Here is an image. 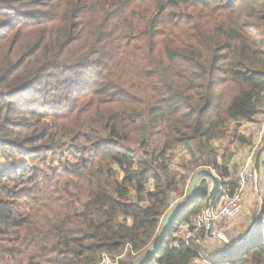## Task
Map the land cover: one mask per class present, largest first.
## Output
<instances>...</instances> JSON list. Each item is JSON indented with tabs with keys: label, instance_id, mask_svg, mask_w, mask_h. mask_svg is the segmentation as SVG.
Wrapping results in <instances>:
<instances>
[{
	"label": "trees",
	"instance_id": "obj_1",
	"mask_svg": "<svg viewBox=\"0 0 264 264\" xmlns=\"http://www.w3.org/2000/svg\"><path fill=\"white\" fill-rule=\"evenodd\" d=\"M263 111L264 0H0V264H139L197 170L234 195ZM210 192L148 264H264V207L218 257L181 240Z\"/></svg>",
	"mask_w": 264,
	"mask_h": 264
},
{
	"label": "rangeland",
	"instance_id": "obj_2",
	"mask_svg": "<svg viewBox=\"0 0 264 264\" xmlns=\"http://www.w3.org/2000/svg\"><path fill=\"white\" fill-rule=\"evenodd\" d=\"M22 97H23V99H29V100L36 99L35 98L36 96H34L31 93H25V94H23ZM248 124H250V125H248L249 128L247 127V123L243 124L242 133H244V135L247 137L249 144H252V145L251 146H249V144H248V146L236 145V147L234 148L235 153H236V158L234 159V161H232V164L230 165L231 178L229 180H226V181H230V182H235L236 184L238 181V176L241 173L243 167L245 166V164L248 160V157L250 155L253 156V162L255 165V161H256V157H257L258 153H260L262 148H264V135H263L264 132L262 131V130H264V111L260 116H258L255 123H248ZM257 126H258V129H257ZM258 131H260V132L258 133ZM261 132H263V134H261ZM182 155H183V151H178L177 157L175 158L177 163H181ZM3 159L1 160L2 163L0 164V171H2V172L6 171V170L8 171L10 169V163L14 160V159L6 160L5 158H3ZM204 169H209V168H204ZM201 170H203V169H201ZM211 170L220 179L217 172L213 169H211ZM261 171H262V174H261V180H260L261 182L259 183V190H260L259 193H260V195L263 196V194H264V183H263V180H264V164H263V167L261 168ZM198 172H200V169H199V171L197 170V173ZM197 173H196V175H197ZM206 182H207V180H206ZM255 182L256 181L251 182L249 184L247 190H246V192H248V190L250 188L254 190L253 196H254V199L256 201V205H255V208L253 211L254 217H256V215L259 214L258 212L260 211L261 202H262L260 199L261 197H259V195L257 193V188L255 186ZM207 183H208L210 189H212V183L209 180ZM221 189H222V185H221ZM245 196H246V193H245ZM245 196H244V198H245ZM182 200H183V198L180 199L178 202H180ZM243 211H244V202H243V210L238 216H236L232 219H228L227 221L219 223V224L214 223V224H217L218 230L220 231L219 234H221L223 238L219 239V238L214 237V239L210 240V242H208L209 240L206 239L204 242L205 247H207L208 249L211 247L223 248V250L225 251V249H226V246H225L226 243L225 242L232 243L233 238H236L234 240H237L239 237H237V235H235L236 233L232 234V232H231V234H230L228 231L225 232V228L228 225V223H230V221H233L234 219L238 218L243 213ZM240 238H241V236H240Z\"/></svg>",
	"mask_w": 264,
	"mask_h": 264
},
{
	"label": "built area",
	"instance_id": "obj_3",
	"mask_svg": "<svg viewBox=\"0 0 264 264\" xmlns=\"http://www.w3.org/2000/svg\"><path fill=\"white\" fill-rule=\"evenodd\" d=\"M208 170L213 173L211 168H209ZM255 178V165L253 162V156L250 155L245 166L243 167L241 173L238 176L237 189L234 195L230 196L225 190L221 189L220 187L217 197L213 202L214 206L217 205V208L212 206L210 212L206 211L203 213V215L193 220V223L196 227V231L194 233H189L187 229H181V232L179 234L181 240L184 243H189L191 239H193L203 230L204 226L208 227L209 223L212 222V224H219L227 221L228 219H232L238 216L243 210V202L246 190L249 184L255 181ZM179 244H175V248H178ZM118 260L119 259L113 261L108 255L104 254L103 261L101 264H118ZM197 262H200L199 264H211L205 260H197Z\"/></svg>",
	"mask_w": 264,
	"mask_h": 264
},
{
	"label": "water",
	"instance_id": "obj_4",
	"mask_svg": "<svg viewBox=\"0 0 264 264\" xmlns=\"http://www.w3.org/2000/svg\"><path fill=\"white\" fill-rule=\"evenodd\" d=\"M264 152V148L260 151V153H258L257 157H256V161H255V173H256V178L255 181L259 180V172H260V160H261V155ZM206 180H209L213 183V188L210 192L209 198L207 200V205H206V211L210 212V209L212 207V203L215 200V198L217 197V194L220 190L221 187V181L220 179L214 174L212 173L210 170L208 169H203L200 170V172L197 173V175H195V177L193 178L192 182L190 183L189 186V194L187 196L186 199H183L180 202H177L172 209L169 211L168 215L165 217V219L163 220L162 226L159 230L157 239L155 241V243L149 248V250L145 253L144 257L141 259L139 264H148L154 257V255L157 253V251L159 250L160 244L163 241V239L165 238L166 234L169 231L170 225L173 222L176 214L185 206H187L191 201H193L199 194V189L201 187V184L203 182H205ZM259 182V181H258ZM261 207H260V212L257 216L256 219V223L254 225V227L252 228V230L250 231V233L240 242L237 244H233V243H226L227 246L229 247H234V246H238L241 243H243L245 240H247L252 233L254 232V230L257 228V225L260 221V216H261V212L263 210L264 207V201L263 198L261 197ZM212 222L209 223L208 226V233L210 236H213L215 238H219L222 239V235L217 233L214 234L212 233Z\"/></svg>",
	"mask_w": 264,
	"mask_h": 264
},
{
	"label": "crops",
	"instance_id": "obj_5",
	"mask_svg": "<svg viewBox=\"0 0 264 264\" xmlns=\"http://www.w3.org/2000/svg\"><path fill=\"white\" fill-rule=\"evenodd\" d=\"M248 125H250V124H247V127H248ZM257 129H258V126H257ZM262 131L264 132V130H262ZM259 132L260 131H258V133ZM263 132H261V134H263ZM225 145L226 144L223 143V145H221V146L225 147ZM263 164H264V152L262 153L261 160H260V172H259V176L260 177H259V180H258L259 182L258 181L255 182V186L257 188V193H258L259 197H262V195H260V193H259V191H260L259 190V183H260V178H261V174H262L261 168L263 167ZM207 182H208V180H207ZM212 188H213V183H212ZM253 192H254V190L251 189V188L248 190V192H246V196L244 198V211H243V213L238 218L234 219L233 221H230V223H228V225L225 228V232L228 231L230 234H231V232H232V234L236 233L235 235H237V237H239L237 240H234L236 238L232 239V241H233L232 243L233 244L240 243L250 233V231L252 230V228L254 227V225L256 223V218L257 217L253 216V211H254V208H255V205H256V201L254 199ZM212 206H214V203H212ZM214 207L217 208V205H215ZM219 232L220 231L218 230L217 224H213L212 225V233L217 234ZM240 236H241V238H240ZM207 239L209 240L208 242H210V240H213L214 237L209 235V237ZM225 246L227 247V245H225ZM206 249H207V252L209 253L210 256H217L218 257V256L222 255L223 252H224L223 248L211 247V248L208 249L206 247ZM197 263H200V262H197Z\"/></svg>",
	"mask_w": 264,
	"mask_h": 264
}]
</instances>
